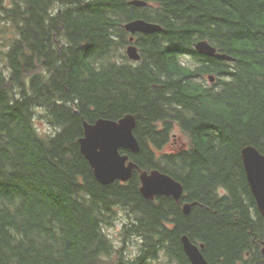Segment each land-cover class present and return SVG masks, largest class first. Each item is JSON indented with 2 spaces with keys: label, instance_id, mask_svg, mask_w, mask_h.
I'll list each match as a JSON object with an SVG mask.
<instances>
[{
  "label": "trees",
  "instance_id": "obj_1",
  "mask_svg": "<svg viewBox=\"0 0 264 264\" xmlns=\"http://www.w3.org/2000/svg\"><path fill=\"white\" fill-rule=\"evenodd\" d=\"M147 2L0 0V264H190L184 234L210 264H264L241 154L264 153V0ZM136 18L163 28L134 35L132 61ZM201 39L236 60L200 54ZM126 114L140 150L121 152L139 169L105 185L81 152L84 122ZM175 129L187 143L166 150ZM152 169L183 184L179 201L142 195Z\"/></svg>",
  "mask_w": 264,
  "mask_h": 264
},
{
  "label": "water",
  "instance_id": "obj_2",
  "mask_svg": "<svg viewBox=\"0 0 264 264\" xmlns=\"http://www.w3.org/2000/svg\"><path fill=\"white\" fill-rule=\"evenodd\" d=\"M136 6H146L147 0H129ZM124 28L131 33L130 44L126 47V54L132 61L141 60L139 47L135 43L136 33H155L162 30V26L143 18H136L125 22ZM195 49L200 54L215 57L225 61H235L236 58L229 53L220 52L209 40L201 39L195 43ZM211 82L214 75H209ZM136 117L126 114L119 119L99 118L94 122H84V135L79 139L82 154L88 160L97 180L105 185L115 181H129L137 163L130 159L121 149L132 152L140 150V143L135 134ZM243 165L258 210L264 218V153L254 145H246L241 151ZM142 195L147 199L156 196H172L179 201L184 194L183 184L170 174L159 169L142 170L140 173ZM192 203H184L183 210L189 213ZM185 253L190 264H210L204 255V242H194L187 234L182 237ZM264 253V247L262 249Z\"/></svg>",
  "mask_w": 264,
  "mask_h": 264
},
{
  "label": "rangeland",
  "instance_id": "obj_3",
  "mask_svg": "<svg viewBox=\"0 0 264 264\" xmlns=\"http://www.w3.org/2000/svg\"><path fill=\"white\" fill-rule=\"evenodd\" d=\"M36 125L39 127L40 130H43L45 132H50L52 131L53 128H51L49 125L43 122L42 119H37L36 120ZM178 134V135H177ZM175 135L173 139L171 140V143L166 147V150H171L176 147H181L187 143V137L184 136L179 129H175L173 134ZM122 213L120 212L118 219L116 220V225L113 227H109L107 229L108 233L111 234L112 238L116 241L119 242V237H120V229L123 225V220H122ZM130 248L134 251L136 247L133 246V244H130Z\"/></svg>",
  "mask_w": 264,
  "mask_h": 264
},
{
  "label": "flooded vegetation",
  "instance_id": "obj_4",
  "mask_svg": "<svg viewBox=\"0 0 264 264\" xmlns=\"http://www.w3.org/2000/svg\"><path fill=\"white\" fill-rule=\"evenodd\" d=\"M263 247H264V243L262 244V249H263Z\"/></svg>",
  "mask_w": 264,
  "mask_h": 264
}]
</instances>
